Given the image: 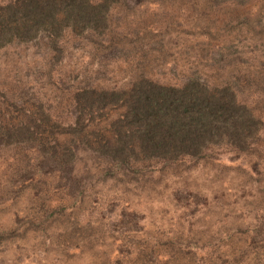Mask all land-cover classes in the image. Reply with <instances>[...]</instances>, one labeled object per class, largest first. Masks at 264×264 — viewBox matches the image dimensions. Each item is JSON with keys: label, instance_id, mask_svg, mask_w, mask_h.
Masks as SVG:
<instances>
[{"label": "rangeland", "instance_id": "374dc122", "mask_svg": "<svg viewBox=\"0 0 264 264\" xmlns=\"http://www.w3.org/2000/svg\"><path fill=\"white\" fill-rule=\"evenodd\" d=\"M57 46V58L43 40L0 52V83L20 79L37 136L58 154L77 146L65 169L0 146V264H264V0H111L101 26ZM140 74L228 87L255 121L247 146L109 167L94 134L112 135L123 105L92 108L72 132L76 89L126 90Z\"/></svg>", "mask_w": 264, "mask_h": 264}, {"label": "trees", "instance_id": "16d2710c", "mask_svg": "<svg viewBox=\"0 0 264 264\" xmlns=\"http://www.w3.org/2000/svg\"><path fill=\"white\" fill-rule=\"evenodd\" d=\"M109 1L0 0V52L43 40L57 58L62 49L57 46L59 38L101 26ZM15 82L0 83V146L33 147L37 151L35 164L67 168L77 146L67 145L58 154L57 144L37 136L40 125H33L35 114L25 108L30 97L25 95L20 79ZM76 91L77 116L69 127L72 132L80 131L83 115L90 114L92 108L122 103L121 117L111 124L112 135L94 134L97 148H93L98 158L118 169H129L137 162L165 167L215 159L223 143L242 150L255 129L253 116L239 104L232 90L210 88L196 79L175 87L155 83L140 74L126 90L97 89L85 83ZM34 97L40 107L43 97Z\"/></svg>", "mask_w": 264, "mask_h": 264}]
</instances>
